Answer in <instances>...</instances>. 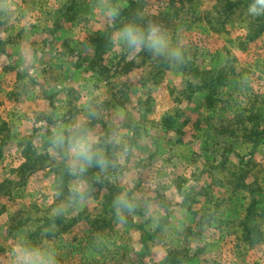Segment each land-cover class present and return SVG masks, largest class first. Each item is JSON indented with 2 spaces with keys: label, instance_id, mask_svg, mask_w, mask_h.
I'll list each match as a JSON object with an SVG mask.
<instances>
[{
  "label": "rangeland",
  "instance_id": "obj_1",
  "mask_svg": "<svg viewBox=\"0 0 264 264\" xmlns=\"http://www.w3.org/2000/svg\"><path fill=\"white\" fill-rule=\"evenodd\" d=\"M251 2L0 0V264L20 246L57 264H264V16ZM149 21L182 63L113 43ZM77 125L106 170L70 174L51 137ZM122 194L134 210L118 218Z\"/></svg>",
  "mask_w": 264,
  "mask_h": 264
},
{
  "label": "clouds",
  "instance_id": "obj_2",
  "mask_svg": "<svg viewBox=\"0 0 264 264\" xmlns=\"http://www.w3.org/2000/svg\"><path fill=\"white\" fill-rule=\"evenodd\" d=\"M247 12L253 17L264 16V0H252L248 5ZM119 15L118 10L109 12L111 19ZM114 44H123L125 47L139 53L147 50L154 57H163L166 60L182 63L183 53L180 48L170 45L166 31L156 23L149 21L147 27H141L135 22L125 24L113 37ZM65 129L62 127L53 131L52 144L66 150L69 158V172L73 176H82L88 168L96 167L101 171L107 169L110 161L104 154L103 149L98 147L99 138L82 125ZM116 138L113 137V143ZM72 193L83 200L88 194L89 187L86 183H79L71 189ZM113 206L117 217H121L124 210L133 211L134 204L127 198L126 194L115 198ZM64 210L57 208L53 210L54 215H60ZM15 264H57L54 253L47 249L30 246H20L15 250Z\"/></svg>",
  "mask_w": 264,
  "mask_h": 264
},
{
  "label": "trees",
  "instance_id": "obj_3",
  "mask_svg": "<svg viewBox=\"0 0 264 264\" xmlns=\"http://www.w3.org/2000/svg\"><path fill=\"white\" fill-rule=\"evenodd\" d=\"M47 158H49V160H50V157H49V156H48ZM28 161H29V164H30V160H28ZM42 161L45 162V159H43ZM52 164H57V163H55V161H52V162H51V166H50L51 169H53V166H54V165L52 166ZM30 165H31V164H30ZM30 165H29V166H28L27 164H26L25 166L23 165V167L26 168V174H28V175L30 174V171H31V173H32V172H35V169H36V166H35L36 163H35V165H33L32 167H30ZM23 171H24V170H23Z\"/></svg>",
  "mask_w": 264,
  "mask_h": 264
}]
</instances>
